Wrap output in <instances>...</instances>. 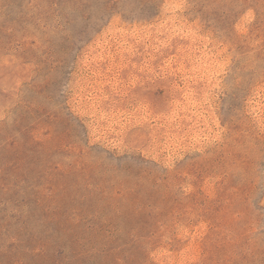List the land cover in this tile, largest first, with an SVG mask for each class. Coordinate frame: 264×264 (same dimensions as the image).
<instances>
[{
	"label": "rangeland",
	"instance_id": "374dc122",
	"mask_svg": "<svg viewBox=\"0 0 264 264\" xmlns=\"http://www.w3.org/2000/svg\"><path fill=\"white\" fill-rule=\"evenodd\" d=\"M0 264H264V0H0Z\"/></svg>",
	"mask_w": 264,
	"mask_h": 264
}]
</instances>
